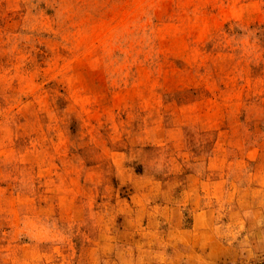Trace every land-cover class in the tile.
Here are the masks:
<instances>
[{
	"label": "rangeland",
	"instance_id": "rangeland-1",
	"mask_svg": "<svg viewBox=\"0 0 264 264\" xmlns=\"http://www.w3.org/2000/svg\"><path fill=\"white\" fill-rule=\"evenodd\" d=\"M0 264H264V0H0Z\"/></svg>",
	"mask_w": 264,
	"mask_h": 264
}]
</instances>
